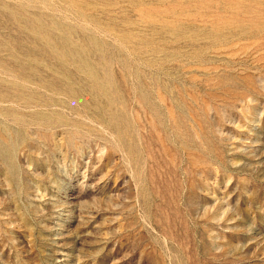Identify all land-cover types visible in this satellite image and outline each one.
Returning a JSON list of instances; mask_svg holds the SVG:
<instances>
[{"label": "rangeland", "instance_id": "374dc122", "mask_svg": "<svg viewBox=\"0 0 264 264\" xmlns=\"http://www.w3.org/2000/svg\"><path fill=\"white\" fill-rule=\"evenodd\" d=\"M0 264H264V0H0Z\"/></svg>", "mask_w": 264, "mask_h": 264}]
</instances>
